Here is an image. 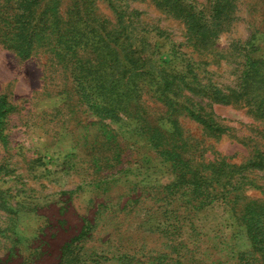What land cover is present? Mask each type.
<instances>
[{
	"label": "rangeland",
	"instance_id": "rangeland-1",
	"mask_svg": "<svg viewBox=\"0 0 264 264\" xmlns=\"http://www.w3.org/2000/svg\"><path fill=\"white\" fill-rule=\"evenodd\" d=\"M4 95L0 264H264V0H0Z\"/></svg>",
	"mask_w": 264,
	"mask_h": 264
},
{
	"label": "trees",
	"instance_id": "trees-1",
	"mask_svg": "<svg viewBox=\"0 0 264 264\" xmlns=\"http://www.w3.org/2000/svg\"><path fill=\"white\" fill-rule=\"evenodd\" d=\"M30 53L25 52L24 57H29ZM13 106L8 103L7 97L4 95L0 98V111H7L9 109H12ZM190 115L193 116L195 119L200 121L202 124H204L206 127L210 128L211 130H223L224 128L221 126L216 125L212 120H208L206 117H202L199 114H196L195 112L190 110Z\"/></svg>",
	"mask_w": 264,
	"mask_h": 264
}]
</instances>
